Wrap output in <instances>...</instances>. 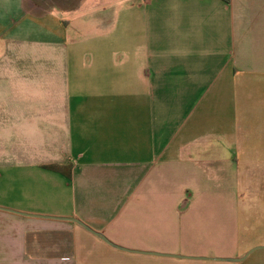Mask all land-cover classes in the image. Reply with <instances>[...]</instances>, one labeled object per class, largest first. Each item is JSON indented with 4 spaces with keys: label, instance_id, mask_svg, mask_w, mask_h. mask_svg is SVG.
Masks as SVG:
<instances>
[{
    "label": "crops",
    "instance_id": "1",
    "mask_svg": "<svg viewBox=\"0 0 264 264\" xmlns=\"http://www.w3.org/2000/svg\"><path fill=\"white\" fill-rule=\"evenodd\" d=\"M83 5L0 0V166L40 181L0 203V264H246L252 246L207 255L185 223L264 189V0Z\"/></svg>",
    "mask_w": 264,
    "mask_h": 264
},
{
    "label": "rangeland",
    "instance_id": "2",
    "mask_svg": "<svg viewBox=\"0 0 264 264\" xmlns=\"http://www.w3.org/2000/svg\"><path fill=\"white\" fill-rule=\"evenodd\" d=\"M25 7L29 10H31V8H36L39 12H41L40 10L51 12L55 9L65 10L68 8L78 14L75 18L79 22H81L83 12L85 11L83 0H25ZM67 12L70 11L67 10ZM227 158L228 157L204 158V160H230ZM5 172L7 171L3 170L0 166V203L17 205L18 202L24 200L26 196L25 194L30 193L35 195L37 193V185L40 181L32 180L30 185L21 184L16 181V174L10 175ZM205 190L210 192L207 188ZM41 194L51 196L52 193L51 191H47ZM234 194H240L241 202L248 204V206H238V213L235 209L234 216L229 215L227 223L226 218L229 213L227 207H214L210 204L202 207H207V209L204 208V211L200 209L202 215L199 219L186 221L185 224L188 223L195 229L206 231L205 233H190L191 235H195L196 238H194V240L200 241L195 243L189 240L188 247L202 248L203 252L207 255L230 256L237 250H246L249 246H252L247 252L251 253L244 263L264 264V189L253 191H238V189H234ZM206 197H211V194L208 193ZM168 223H170L171 229H175V226L179 224V221L172 216ZM227 229L229 233H223ZM213 231L214 233H211ZM231 231L234 233H230ZM170 240V244L166 245V249L172 251L176 248V243L174 238H170ZM123 255L128 258L119 261H112L110 258L105 257L102 259V262L104 264H192L191 260L176 261L175 259H158L151 256ZM194 264H217V262L203 261Z\"/></svg>",
    "mask_w": 264,
    "mask_h": 264
},
{
    "label": "water",
    "instance_id": "3",
    "mask_svg": "<svg viewBox=\"0 0 264 264\" xmlns=\"http://www.w3.org/2000/svg\"><path fill=\"white\" fill-rule=\"evenodd\" d=\"M74 222L78 223L79 225H81L82 227H84L86 230H88L89 232H91L92 234L96 235L97 237H99L100 239H102L104 242H106L107 244L113 246V247H116L118 249H121V250H124V251H129V250H126L122 247H119V246H116L114 244H112L105 236L99 234V233H96L95 231H93L92 229H90L87 225H85L84 223H82L81 221H77V220H73ZM172 257H178V256H175V255H171Z\"/></svg>",
    "mask_w": 264,
    "mask_h": 264
},
{
    "label": "trees",
    "instance_id": "4",
    "mask_svg": "<svg viewBox=\"0 0 264 264\" xmlns=\"http://www.w3.org/2000/svg\"><path fill=\"white\" fill-rule=\"evenodd\" d=\"M69 169H71L72 167L70 166V167H68ZM51 170H54V171H57V172H62L63 173V170L65 169V168H63V167H61V166H55V167H51L50 168Z\"/></svg>",
    "mask_w": 264,
    "mask_h": 264
}]
</instances>
